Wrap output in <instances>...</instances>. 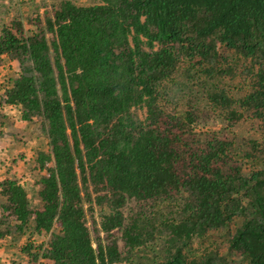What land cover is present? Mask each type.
I'll return each mask as SVG.
<instances>
[{
	"label": "trees",
	"instance_id": "obj_1",
	"mask_svg": "<svg viewBox=\"0 0 264 264\" xmlns=\"http://www.w3.org/2000/svg\"><path fill=\"white\" fill-rule=\"evenodd\" d=\"M24 1L0 115L36 145L0 241L23 264H264V0Z\"/></svg>",
	"mask_w": 264,
	"mask_h": 264
},
{
	"label": "rangeland",
	"instance_id": "obj_2",
	"mask_svg": "<svg viewBox=\"0 0 264 264\" xmlns=\"http://www.w3.org/2000/svg\"><path fill=\"white\" fill-rule=\"evenodd\" d=\"M22 1L23 0H0V29L4 23H7L13 18L17 9L20 10ZM26 1L29 3L34 1L37 6L40 5V14L45 10L43 2L47 4L52 2V0ZM74 1L79 4L87 3V0ZM26 27H29V25ZM18 75V63L5 59L4 64L0 67V94L3 92V87L12 85V81L15 80ZM10 114L12 117H15V111L10 112ZM4 115L5 113L0 115V121L2 122H4L2 120ZM4 123H1L2 127L0 129L3 132V136L0 137V182L9 177L13 180H20L24 163L33 159L36 144L34 138H29L25 134L27 131L17 124L16 119L14 122L8 121L7 124ZM243 128L244 126L242 125L240 129H242V131L246 130V128ZM29 198L32 202V197L29 196ZM114 231L116 232V229ZM27 238L28 235L26 239ZM0 264H23V262L19 259L15 247H10L6 242L0 241Z\"/></svg>",
	"mask_w": 264,
	"mask_h": 264
}]
</instances>
